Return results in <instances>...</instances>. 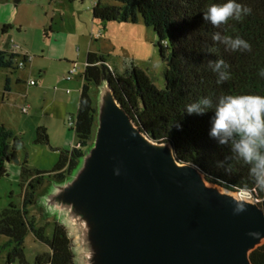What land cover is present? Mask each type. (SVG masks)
<instances>
[{
	"label": "trees",
	"instance_id": "16d2710c",
	"mask_svg": "<svg viewBox=\"0 0 264 264\" xmlns=\"http://www.w3.org/2000/svg\"><path fill=\"white\" fill-rule=\"evenodd\" d=\"M113 2L112 5L95 2L92 18L99 21L102 28L109 22L136 24L139 18L151 28L164 63L163 88H156L131 61L119 72L110 67L103 56L86 54L77 110L74 117L71 116L74 126L69 129L74 134L75 144L69 151L57 150V162L49 172L30 171L24 162L21 203L0 211V236L7 239L6 264H28L23 247L28 234L47 248L46 252L35 256L33 264H74L72 244L65 227L54 223L50 238L46 237L44 228L36 226L30 209L46 180L66 179L90 146L95 124L91 90L102 82L108 84L115 99L143 133L156 142L170 144L180 163L193 165L210 183L264 199V191L252 184L247 166L233 159L230 146H220L209 138L212 110L203 115L184 113V106L198 97L208 96L214 105L216 97L224 94L264 95V79L258 76V69L264 67V0H238L251 12L239 22L229 19L219 26L204 21L202 14L211 4L224 0ZM8 29L10 26L4 25L1 33L5 34ZM215 32L240 35L251 45V50H226L223 44L211 39ZM16 57L14 52L0 51V69L13 71ZM216 59H223L231 73L230 79L220 85L208 68V61ZM33 144H48L45 128L35 129ZM20 145L21 141L0 125V179L6 175V164L15 160ZM245 187L247 191H242ZM249 258L252 264H264V243L253 250Z\"/></svg>",
	"mask_w": 264,
	"mask_h": 264
},
{
	"label": "water",
	"instance_id": "95a60500",
	"mask_svg": "<svg viewBox=\"0 0 264 264\" xmlns=\"http://www.w3.org/2000/svg\"><path fill=\"white\" fill-rule=\"evenodd\" d=\"M96 88L92 143L66 179L51 181V203L83 235L87 264H252L264 243V199L208 182L143 133L106 82Z\"/></svg>",
	"mask_w": 264,
	"mask_h": 264
},
{
	"label": "rangeland",
	"instance_id": "374dc122",
	"mask_svg": "<svg viewBox=\"0 0 264 264\" xmlns=\"http://www.w3.org/2000/svg\"><path fill=\"white\" fill-rule=\"evenodd\" d=\"M97 1L114 4L113 0H0V51L18 55L13 71L0 69V125L21 141L16 150L18 162L7 163L6 175L0 179V211L21 203V166L24 162L30 171L49 172L57 162V150L69 151L75 144L68 124L77 110L82 85L79 74L88 52L103 56L110 67L119 72L131 61L156 88H163L164 63L159 57L152 29L140 18L136 24L109 22L102 28L91 14ZM4 25H9L10 29L2 34ZM23 54L30 60L23 68H18ZM72 66L77 68L75 77L65 81ZM30 81L35 85L29 86ZM99 93L97 88L91 90L94 108ZM23 107H28L27 113L21 112ZM96 126L95 123L93 136ZM38 127L46 129L47 145L33 144ZM55 193V184L46 180L36 195L30 215L36 226L44 228L48 238L54 223L64 225L74 247L75 264H87L83 235L69 228L68 213L51 203ZM240 196L255 203L263 200L248 193ZM6 241L0 236V264H6ZM23 247L28 264H33L36 255L47 251L31 234L25 237Z\"/></svg>",
	"mask_w": 264,
	"mask_h": 264
},
{
	"label": "clouds",
	"instance_id": "9594fccd",
	"mask_svg": "<svg viewBox=\"0 0 264 264\" xmlns=\"http://www.w3.org/2000/svg\"><path fill=\"white\" fill-rule=\"evenodd\" d=\"M251 12L238 0H224L223 3L211 4L202 19L212 26H219L229 19L241 21ZM211 39L225 46L231 52H246L251 45L240 35L212 34ZM208 68L220 85L231 77L229 65L223 59L209 60ZM258 76L264 79V67L258 69ZM212 110L209 138L220 146L229 145L233 159L247 166L252 184L264 191V95L259 94H224L216 97L215 104L208 96L198 97L184 106L188 115H203ZM179 128V124L176 125ZM227 172V170H225ZM119 175V170H114ZM242 191H247V187ZM243 210V202H237L234 212Z\"/></svg>",
	"mask_w": 264,
	"mask_h": 264
},
{
	"label": "built area",
	"instance_id": "2783aa9c",
	"mask_svg": "<svg viewBox=\"0 0 264 264\" xmlns=\"http://www.w3.org/2000/svg\"><path fill=\"white\" fill-rule=\"evenodd\" d=\"M13 47H14V50H16L17 47L16 46H13ZM29 60H30V57H28L26 54H23L21 59L17 63V67L18 68H23L25 63L28 62ZM76 72H77V68L75 66H72V68L65 75L64 79L67 80V81L71 80V78L76 74ZM81 73L80 74L78 73L80 75V77H81ZM34 85H35L34 81H30L29 82V86H34ZM27 110H28V107H23L21 112L22 113H27ZM68 125H69V128L74 126V121H73L72 117H71Z\"/></svg>",
	"mask_w": 264,
	"mask_h": 264
},
{
	"label": "crops",
	"instance_id": "0c3cea01",
	"mask_svg": "<svg viewBox=\"0 0 264 264\" xmlns=\"http://www.w3.org/2000/svg\"><path fill=\"white\" fill-rule=\"evenodd\" d=\"M68 72V71H67ZM67 74V73H66ZM75 76H73L72 78H71V80L74 78ZM65 80V79H64ZM71 80H68V81H71ZM65 81H67V80H65Z\"/></svg>",
	"mask_w": 264,
	"mask_h": 264
}]
</instances>
